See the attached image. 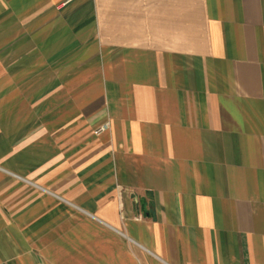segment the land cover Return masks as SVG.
<instances>
[{
	"label": "crops",
	"instance_id": "1",
	"mask_svg": "<svg viewBox=\"0 0 264 264\" xmlns=\"http://www.w3.org/2000/svg\"><path fill=\"white\" fill-rule=\"evenodd\" d=\"M0 264H264V0H0Z\"/></svg>",
	"mask_w": 264,
	"mask_h": 264
},
{
	"label": "built area",
	"instance_id": "2",
	"mask_svg": "<svg viewBox=\"0 0 264 264\" xmlns=\"http://www.w3.org/2000/svg\"><path fill=\"white\" fill-rule=\"evenodd\" d=\"M110 129V123L109 122H106L105 124H103L102 126L98 127L94 133L99 135V134H102L104 132H106L107 130Z\"/></svg>",
	"mask_w": 264,
	"mask_h": 264
}]
</instances>
